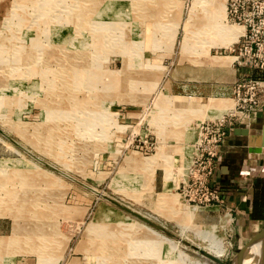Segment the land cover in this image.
Masks as SVG:
<instances>
[{
    "label": "rangeland",
    "instance_id": "374dc122",
    "mask_svg": "<svg viewBox=\"0 0 264 264\" xmlns=\"http://www.w3.org/2000/svg\"><path fill=\"white\" fill-rule=\"evenodd\" d=\"M229 27L224 0H0V264H194L205 231L230 262L232 211L183 191L234 104L196 98L188 63L230 60Z\"/></svg>",
    "mask_w": 264,
    "mask_h": 264
},
{
    "label": "crops",
    "instance_id": "0c3cea01",
    "mask_svg": "<svg viewBox=\"0 0 264 264\" xmlns=\"http://www.w3.org/2000/svg\"><path fill=\"white\" fill-rule=\"evenodd\" d=\"M207 50L208 53L205 54L203 60H199V63H196V60L188 63V65L192 64L194 70L198 68L199 71L197 76L196 70H189L186 81L200 83L198 90L192 92L200 96H180L168 93L169 98L174 99L180 96L216 99L215 97L223 96L228 91L231 95V85L243 73V70L233 65L232 56L229 60L227 56L212 55L211 48ZM218 57H225V59L217 60ZM174 81L175 77L167 80L171 90H174L172 84ZM207 109L202 110L205 113ZM191 131L192 133L190 132L186 139L188 141L198 137L196 129ZM220 150L211 184L221 195L222 205L219 207L229 209L235 216L239 243L243 245L264 224V219L253 217L254 202L261 188L264 187V105L251 116L249 123L238 124L225 137ZM159 171L160 169L157 168L154 186L159 188V184L163 191L169 190L176 184V181L167 180L163 171ZM246 236L248 237L245 238Z\"/></svg>",
    "mask_w": 264,
    "mask_h": 264
},
{
    "label": "built area",
    "instance_id": "2783aa9c",
    "mask_svg": "<svg viewBox=\"0 0 264 264\" xmlns=\"http://www.w3.org/2000/svg\"><path fill=\"white\" fill-rule=\"evenodd\" d=\"M224 2L226 20L242 27L230 54L233 65L243 73L231 85L233 107L199 125L193 160L183 185L185 195L196 207L222 205L220 193L211 184L222 143L238 124L249 123L264 105V0Z\"/></svg>",
    "mask_w": 264,
    "mask_h": 264
},
{
    "label": "bare ground",
    "instance_id": "6f19581e",
    "mask_svg": "<svg viewBox=\"0 0 264 264\" xmlns=\"http://www.w3.org/2000/svg\"><path fill=\"white\" fill-rule=\"evenodd\" d=\"M224 6H225V2H224ZM217 11H218V14H216V15H218V17H219V15L221 13L220 8H217ZM227 31H228V37H226V39L229 42H233V41L237 40L239 35L242 33V27H235V28L229 27ZM224 219L226 221V219H227L226 216ZM203 233L204 234L207 233L206 236L208 237V239H207L208 243L204 247H201L200 249H204L205 251L215 255L216 257L222 258L223 255H225V249H224V245H223L224 242L222 243L220 240L218 241L215 238V235L213 233H209L208 231L207 232L205 231ZM200 249L198 250V252L200 251ZM261 250H262V242L259 241L258 243H256L251 248L250 256L246 258L244 264H264V257H263V259L261 258ZM262 256H264V255H262ZM199 257L200 258L198 260H196L194 264H218V263H215L213 260L209 259L208 257H206L205 255H202L201 253H199Z\"/></svg>",
    "mask_w": 264,
    "mask_h": 264
},
{
    "label": "water",
    "instance_id": "95a60500",
    "mask_svg": "<svg viewBox=\"0 0 264 264\" xmlns=\"http://www.w3.org/2000/svg\"><path fill=\"white\" fill-rule=\"evenodd\" d=\"M257 152H261V150H257ZM259 241L262 242L261 258L263 259L264 256L262 255H264V224L261 229H259V231L251 236L243 245H241V247H239L237 252H235L231 257L229 263L224 261L222 258L216 257L215 255L205 251L204 249H200V252L218 264H244L246 258L250 256L251 248Z\"/></svg>",
    "mask_w": 264,
    "mask_h": 264
},
{
    "label": "trees",
    "instance_id": "16d2710c",
    "mask_svg": "<svg viewBox=\"0 0 264 264\" xmlns=\"http://www.w3.org/2000/svg\"><path fill=\"white\" fill-rule=\"evenodd\" d=\"M253 217L264 219V201H261L260 198L254 202Z\"/></svg>",
    "mask_w": 264,
    "mask_h": 264
}]
</instances>
